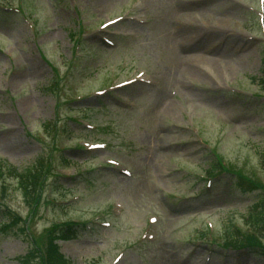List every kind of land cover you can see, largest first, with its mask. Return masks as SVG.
I'll return each instance as SVG.
<instances>
[{
  "label": "rangeland",
  "instance_id": "obj_1",
  "mask_svg": "<svg viewBox=\"0 0 264 264\" xmlns=\"http://www.w3.org/2000/svg\"><path fill=\"white\" fill-rule=\"evenodd\" d=\"M139 12L147 24L127 21ZM191 21L240 49L202 66L215 55L176 41ZM262 80L264 0H0V163L45 172L36 204L0 175V207L22 216L0 227V264L73 221L86 225L55 243L68 264H264L222 247L232 223L257 231L259 194L228 181L197 194L218 163L264 181Z\"/></svg>",
  "mask_w": 264,
  "mask_h": 264
},
{
  "label": "trees",
  "instance_id": "obj_2",
  "mask_svg": "<svg viewBox=\"0 0 264 264\" xmlns=\"http://www.w3.org/2000/svg\"><path fill=\"white\" fill-rule=\"evenodd\" d=\"M42 163L39 160L37 168H29L24 172H20L15 167L9 166L7 163H0V175L3 173H8L13 177L18 179V184L23 190L24 194L28 195L29 200H33V204H36L39 197H41V185L39 183ZM210 172L209 174L215 178V175L220 169V166L215 164L213 166H209ZM218 180V179H215ZM231 182L232 187H237L242 192H256L259 196L255 197V201L253 204V212L251 216L248 218L249 224L255 228H260L264 230V186L261 185L254 179H249L243 174L229 176L228 179ZM223 180H219L218 183H222ZM260 184L262 189H258V185ZM27 199V198H26ZM0 217H2L1 224L4 223H16L20 216H17L16 213H13L12 209L9 206H4V209H0ZM7 221V222H6ZM5 228V226H4ZM54 228V227H53ZM50 229L48 235V241L46 248L43 249V245H40L35 238L32 239L34 248L31 252H29L26 256L20 259V264H68L62 256H60L59 251L57 249L56 244L54 243V239L56 237L66 238L71 235L72 230L70 225L62 226L59 229L60 233H56L55 229ZM235 231V232H234ZM257 236V235H255ZM253 235L243 234L241 230L236 227L233 223L227 229V236L225 241L232 247H248L249 251L256 255L264 258V246L258 244L253 241ZM255 238H258L255 237ZM256 246V247H255ZM263 248V249H262Z\"/></svg>",
  "mask_w": 264,
  "mask_h": 264
},
{
  "label": "bare ground",
  "instance_id": "obj_3",
  "mask_svg": "<svg viewBox=\"0 0 264 264\" xmlns=\"http://www.w3.org/2000/svg\"><path fill=\"white\" fill-rule=\"evenodd\" d=\"M200 5V4H198ZM192 7V5H191ZM184 16V15H183ZM184 19V18H182ZM132 22V21H130ZM132 23H135L138 25L137 22H132ZM178 30L180 32L181 35H179L177 38H176V41L178 40L179 41V47L181 49V51L183 52H186V51H191L193 48L194 49H200V48H205V50L209 53H213L215 55V57L213 59H202L203 62H206L207 64H204L202 66H206L208 68H210V64L211 65H214V64H217L218 62L220 61H224L228 56H229V53L231 51V49H236V50H239L240 49V45L239 44H236L235 45V39L236 36H235V33H231L230 35L227 36V33H220L218 30H223L222 28L218 27L217 28V32L214 31V30H210L208 32V36H210V39L216 37V36H222L224 37V39L221 41V43H219L218 45H216L217 41H215L214 43H210L208 42V40L203 39V37L201 35L198 34L197 36V32L199 29V26H197L196 24H193V22H183L181 25H179L178 27ZM195 34V35H194ZM194 35V37H193ZM240 36V35H238ZM195 40V42H193ZM240 41H243V39H241ZM203 44V45H202ZM223 44V50L221 52H217V49L220 48ZM185 61L187 63H189V67L190 68H187L188 70V73L190 74L191 77L193 76H197L199 72V67L196 68V61H197V58L196 57H189L188 59L185 58ZM201 61V62H202ZM172 104L169 105V107H167V109L170 111L172 110L170 107H171Z\"/></svg>",
  "mask_w": 264,
  "mask_h": 264
}]
</instances>
